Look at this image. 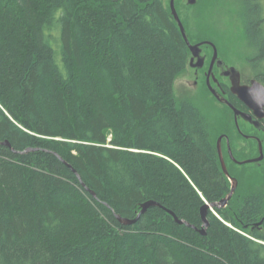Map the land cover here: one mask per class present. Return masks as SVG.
Listing matches in <instances>:
<instances>
[{
	"label": "trees",
	"instance_id": "16d2710c",
	"mask_svg": "<svg viewBox=\"0 0 264 264\" xmlns=\"http://www.w3.org/2000/svg\"><path fill=\"white\" fill-rule=\"evenodd\" d=\"M189 57L162 0H0V264H264L257 197L199 231L230 181Z\"/></svg>",
	"mask_w": 264,
	"mask_h": 264
},
{
	"label": "flooded vegetation",
	"instance_id": "af4514ba",
	"mask_svg": "<svg viewBox=\"0 0 264 264\" xmlns=\"http://www.w3.org/2000/svg\"><path fill=\"white\" fill-rule=\"evenodd\" d=\"M172 1L188 40L191 44H200L199 55L203 57L201 66H197L198 57L193 58L191 53L186 66L192 70V84L197 85L200 79L201 87L203 86L208 95L219 104L221 116L223 114L226 119L220 125L221 131L215 143L217 150L220 148L227 170L229 168V175L237 181L232 197L235 194L242 200L257 197L254 217L249 221L238 220V222L249 233L251 240L264 244V7L262 0H234L236 18L244 26L246 46L236 52L235 59H229L214 41L218 32L216 24L221 12L222 0H162L171 15ZM251 18L258 23V30L253 33L248 32ZM215 49L217 56L214 58ZM243 55H246V58ZM240 92L242 94H239ZM261 154L262 158L258 161L242 163L245 160L256 159ZM260 163L263 164L257 167V171L253 174L255 175L252 176L253 182H249L251 189H247L249 186L243 187L240 181L246 180L247 173L241 166ZM240 185L241 190L235 193ZM252 187L255 190H252ZM238 197H234L235 201ZM226 206L227 204L224 207ZM237 209L239 208L233 210L236 219Z\"/></svg>",
	"mask_w": 264,
	"mask_h": 264
},
{
	"label": "rangeland",
	"instance_id": "374dc122",
	"mask_svg": "<svg viewBox=\"0 0 264 264\" xmlns=\"http://www.w3.org/2000/svg\"><path fill=\"white\" fill-rule=\"evenodd\" d=\"M262 3L264 7V0H262ZM220 8L221 12L218 16L216 24L218 32L216 33L217 37L214 38V41L217 43L219 48L229 56V59H235L237 56L236 52L246 47L244 39V26L243 23L236 18L237 10L234 0H222ZM209 26H211V24H209ZM243 57L246 58V55H243ZM192 79V70L189 67H186L185 71L174 82V92L178 97L186 95L193 99L196 105L206 115L212 128V132L217 139L218 134L221 131L220 125L222 121L226 119L223 117V114L221 116V107L219 104L208 95L206 90L202 88L203 86L201 87L200 79H198L199 81L197 85L192 84ZM262 164L263 163H260L259 165L244 164L241 166V168L246 170L245 172L247 173L245 177L246 180L240 181V183L244 185L243 187L246 188L249 186L247 189H251L249 182H253L254 180L252 174H254L257 171V167H260ZM254 183L258 184L257 182ZM240 188L241 185L237 191H240ZM252 190L255 189L252 187ZM237 191L235 193H237ZM213 212L218 215L215 210H213ZM246 235H249V233L246 232Z\"/></svg>",
	"mask_w": 264,
	"mask_h": 264
},
{
	"label": "water",
	"instance_id": "95a60500",
	"mask_svg": "<svg viewBox=\"0 0 264 264\" xmlns=\"http://www.w3.org/2000/svg\"><path fill=\"white\" fill-rule=\"evenodd\" d=\"M171 12H172V15L175 19V21L177 22V25L182 33V36L189 48V51L190 53L192 54V57H198V63H197V66H201L202 62H203V57L199 55V52H200V49H199V45L200 44H191L190 41L188 40V37H187V34H186V31H185V28L173 6V1L171 2ZM217 56V52H216V49L214 50V58ZM192 58V59H193ZM238 74V72H237ZM243 89V88H242ZM215 93V92H214ZM216 94V93H215ZM239 94H242L241 92ZM217 96V94H216ZM242 96V95H240ZM6 145L9 146V143L7 141L4 142ZM28 150V149H27ZM219 151V155H220V162H221V167H222V170L224 172V174L227 176V178L229 179L230 181V190L228 192V194L223 197L219 202H213V203H207L205 202L202 206H201V209H200V214H201V218H202V221H203V225L201 227V229H199V231L204 234L205 232V227L208 225V220H207V213H208V210H211L213 211L214 208H221V207H224L228 201L231 199L232 197V194L233 192L235 191L236 189V186H237V181L235 178L231 177L228 173V170L225 166V163L223 161V158H222V155H221V151H220V148L218 149ZM262 158V154L256 158V159H252V160H245L243 161L242 163H247V162H251V161H258ZM160 204L157 203L156 201L154 200H148V201H145L144 203H142L141 205V210L140 212L137 214V216L133 219H129V218H122L120 216H117L119 221L124 223V224H132L136 221V219H138L140 217L141 214H143L149 207L151 206H157ZM171 215H173L175 221L177 223H183L184 221L182 219H178L177 216L170 210H167Z\"/></svg>",
	"mask_w": 264,
	"mask_h": 264
},
{
	"label": "bare ground",
	"instance_id": "6f19581e",
	"mask_svg": "<svg viewBox=\"0 0 264 264\" xmlns=\"http://www.w3.org/2000/svg\"><path fill=\"white\" fill-rule=\"evenodd\" d=\"M28 150H30V149H28ZM27 151V150H26Z\"/></svg>",
	"mask_w": 264,
	"mask_h": 264
}]
</instances>
